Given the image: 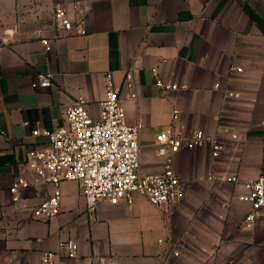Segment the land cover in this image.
Here are the masks:
<instances>
[{
  "label": "crops",
  "instance_id": "obj_1",
  "mask_svg": "<svg viewBox=\"0 0 264 264\" xmlns=\"http://www.w3.org/2000/svg\"><path fill=\"white\" fill-rule=\"evenodd\" d=\"M60 1L0 0V264H44L45 251L58 252L55 264H264V218L246 228L252 205L239 199L241 186L207 179L235 174L244 183L264 174V0H82L86 34L60 35L56 26L35 33L32 21L14 32L17 7L40 4L51 17ZM155 66L189 89L162 95ZM129 69L138 97L123 105L129 124H143V174L163 170L156 136L173 125L174 109L188 129L224 142L220 157L209 143L174 156L187 185L175 204L158 207L136 195L131 205L100 202L89 210L79 184L64 182L61 213L33 219L53 187L31 186L20 206L10 193L17 178L31 177L29 150L48 142L33 132L62 126L78 98L98 119L105 74L121 87ZM44 72L53 74L48 88L38 83ZM66 238L77 241V259L58 251Z\"/></svg>",
  "mask_w": 264,
  "mask_h": 264
},
{
  "label": "built area",
  "instance_id": "obj_2",
  "mask_svg": "<svg viewBox=\"0 0 264 264\" xmlns=\"http://www.w3.org/2000/svg\"><path fill=\"white\" fill-rule=\"evenodd\" d=\"M53 17L60 35L87 33V8L82 0L57 2ZM42 42L47 44L46 40ZM237 71L242 72V69L237 68ZM151 74L156 87L164 96L189 89L188 85L166 76L160 66L151 68ZM37 77L40 87L52 86L51 72L40 73ZM226 96L231 98L238 94L226 92ZM137 97L134 69L125 72L121 87L116 86L113 73L107 72L105 95L99 103L98 119L90 114L88 101L78 98L65 110L62 126L54 131L35 130L34 137L42 135L48 142L27 153L26 167L31 177L17 178L12 183L10 193L13 202L20 206L23 192L31 186L51 185L52 194L32 211L33 219L50 220L61 213V185L64 182L79 184L89 210H93L100 202L110 205L126 202L131 205L136 195L145 197L158 207L181 202L187 185L174 170V156L183 148L193 150L209 143L212 156L219 158L224 142L203 129H188L180 121L179 110L174 109L173 125L162 129L156 136L157 156L162 160L163 170L160 173L143 174L140 169L139 142L143 124H129L123 105L124 100H136ZM230 138L234 141L243 139L237 134H231ZM207 179L215 183L241 186L244 193L239 199L252 205L243 221L246 228L252 229L258 218H264V174L244 183L235 174L223 178L209 175ZM159 243L163 244L164 240H159ZM58 251L67 259L79 257L78 243L72 238L61 239ZM57 255L56 251H45L41 254V260L44 264H55ZM173 255L179 257L180 252L175 250Z\"/></svg>",
  "mask_w": 264,
  "mask_h": 264
},
{
  "label": "rangeland",
  "instance_id": "obj_3",
  "mask_svg": "<svg viewBox=\"0 0 264 264\" xmlns=\"http://www.w3.org/2000/svg\"><path fill=\"white\" fill-rule=\"evenodd\" d=\"M41 5L39 4V8H31V7H17L15 10V16L17 18V23L14 26V32L17 33L18 30L23 27V22L32 21L30 24L28 23L27 28L34 30L35 33H42L48 30L50 27L55 28V20L54 14L49 17L46 13V10H42ZM4 28V26H1ZM6 32V30H4ZM8 33V32H7Z\"/></svg>",
  "mask_w": 264,
  "mask_h": 264
}]
</instances>
